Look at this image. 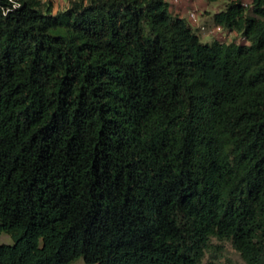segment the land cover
Wrapping results in <instances>:
<instances>
[{
  "label": "trees",
  "instance_id": "obj_1",
  "mask_svg": "<svg viewBox=\"0 0 264 264\" xmlns=\"http://www.w3.org/2000/svg\"><path fill=\"white\" fill-rule=\"evenodd\" d=\"M204 43L168 0H0V264H264V0ZM211 264V263H209Z\"/></svg>",
  "mask_w": 264,
  "mask_h": 264
},
{
  "label": "rangeland",
  "instance_id": "obj_2",
  "mask_svg": "<svg viewBox=\"0 0 264 264\" xmlns=\"http://www.w3.org/2000/svg\"><path fill=\"white\" fill-rule=\"evenodd\" d=\"M74 0H59L56 1L54 5V9L58 11H63L64 9L71 6V3ZM44 3V2H43ZM207 6V7H206ZM209 6V7H208ZM225 3L223 1H219L217 3H206L202 5L203 12L200 19L204 21L203 24L207 25V27L211 28L215 23L213 19V12L219 11L224 8ZM209 9V10H208ZM204 19V20H203ZM202 23V22H201ZM201 38V41L204 43H212L216 40V38L211 35L209 30L199 32L198 30H194ZM210 34V35H209ZM226 42V40H225ZM237 42V43H245V39L235 34L229 38L228 43ZM12 244V238L3 233L0 237V244ZM247 264L245 260L242 258L241 254L234 248L233 244L229 240H218L216 238L211 239V244L207 249L205 256L202 260L201 264ZM71 264H86L83 258H79L72 262Z\"/></svg>",
  "mask_w": 264,
  "mask_h": 264
},
{
  "label": "built area",
  "instance_id": "obj_3",
  "mask_svg": "<svg viewBox=\"0 0 264 264\" xmlns=\"http://www.w3.org/2000/svg\"><path fill=\"white\" fill-rule=\"evenodd\" d=\"M15 2L16 0H11ZM56 1L59 0H41V2H50L55 5ZM174 2H178L179 0H173ZM202 16V13L198 9H191L187 13V19L192 24L194 30H198L199 32L209 30L211 35L217 37V40L220 42H225L226 35L228 33L227 30L221 25L213 24L211 28L207 27V25L201 23L200 17Z\"/></svg>",
  "mask_w": 264,
  "mask_h": 264
},
{
  "label": "crops",
  "instance_id": "obj_4",
  "mask_svg": "<svg viewBox=\"0 0 264 264\" xmlns=\"http://www.w3.org/2000/svg\"><path fill=\"white\" fill-rule=\"evenodd\" d=\"M168 1L170 3V9H171L172 13L179 15L181 17H184V18H187V13L189 10L198 9L200 12L201 11L203 12L202 5L203 4L205 5L206 3H210V2H208V0H179L178 2H174L173 0H168ZM216 12H218V11L217 10L214 11L213 14ZM200 21L202 23H204V21H202V19H200ZM214 24H216V23H214ZM235 34H237V33L234 31L228 32L226 35V39H225L226 42H228L229 38L231 39V37ZM215 38L217 39V37H215Z\"/></svg>",
  "mask_w": 264,
  "mask_h": 264
}]
</instances>
